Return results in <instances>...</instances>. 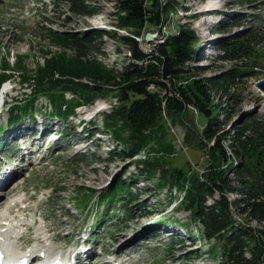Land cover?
<instances>
[{
  "label": "rangeland",
  "instance_id": "1",
  "mask_svg": "<svg viewBox=\"0 0 264 264\" xmlns=\"http://www.w3.org/2000/svg\"><path fill=\"white\" fill-rule=\"evenodd\" d=\"M170 1L177 5V9L164 15L162 25L143 30V38L139 40L141 48L153 50L170 35L191 28L198 37L196 49L199 51L189 66L191 71L195 72L193 66L200 68L201 78L237 74L229 85L228 94L214 90V104L219 106H216L213 117L224 122L226 130L253 119L264 123V95L256 88V83L264 79V0ZM91 4L98 10L95 17L76 15L67 0H0V73L6 60L13 70L12 82L1 86L2 90H9V94L7 106L0 114V177L5 171L25 167L16 183V194L11 196L13 186H10L2 198L5 199L6 195V199L30 201L28 209L15 214L28 216L30 222H37V227L56 228L62 223L67 224L63 233L53 232L52 236L61 242L72 239L74 243L84 224L90 227L94 220V242L100 240L98 251L105 245L113 251L128 236L163 235L148 240L142 237V243L131 248L136 253L122 257L126 264H231L221 252V245L204 237L203 224L180 205L184 191L171 186L175 182L170 177L174 170H195L201 174L208 164L207 154L199 148L201 133L209 121L205 115L188 108L183 114L164 117L160 126L151 132L146 147L132 158L128 154L131 146L126 142L129 133L125 127L119 121H114L110 128L104 125L103 116L112 112V106L119 104L114 93L109 92L94 105L76 110L75 116L67 119L60 117L57 104L53 105L47 96H43L37 101L34 116H23L16 125L10 126L9 108L20 102L21 107L28 104L34 97L36 85L33 81H24V75L17 67L19 57H23L26 70L32 76L39 65H44L45 58L65 51L53 44L50 30L85 36L104 30L98 26H111L106 30L111 34L94 41L101 53L96 59L116 71H123L134 63L130 48L121 40L132 30L119 28L117 1L94 0ZM211 7H219L220 12L207 20L201 12ZM149 33L154 39L146 43ZM242 39L253 52L250 56L221 58L228 53L227 47ZM66 52L75 55L72 49H66ZM84 82L89 81L84 79ZM66 96L73 99L70 94ZM101 106L100 113H91L95 107ZM55 111L59 117L53 115ZM82 119L92 120L82 125L87 128V135L89 132L99 133L98 138L93 136L87 140L91 144L97 139L95 145H89L85 140L77 142ZM43 127L48 131L58 130V144L38 141L43 136L39 132ZM21 132L30 134V138L35 136L37 142L28 140L22 144L23 140L18 139ZM26 148L40 150L27 162L23 161L28 152ZM144 161L157 162L155 174L151 171L149 176L139 171L144 168ZM229 176L233 178V173ZM119 180L134 187L132 191L139 199L137 202H129L126 195L115 189ZM238 198L236 194L229 196L231 202ZM212 203V199L207 201V205ZM178 205L180 207L173 211ZM232 212L240 223L249 222V217L235 207ZM164 219L166 223L169 220L177 222L181 227L177 234L161 223ZM251 227L261 229L262 225L251 222ZM186 232L192 239L186 237ZM183 239L194 248L182 247ZM103 261L94 258L90 264H102Z\"/></svg>",
  "mask_w": 264,
  "mask_h": 264
},
{
  "label": "trees",
  "instance_id": "2",
  "mask_svg": "<svg viewBox=\"0 0 264 264\" xmlns=\"http://www.w3.org/2000/svg\"><path fill=\"white\" fill-rule=\"evenodd\" d=\"M93 1L67 0L73 13L86 17L98 13L91 4ZM116 1L119 28L132 30L121 40L130 48L134 63L123 71H116L96 59L101 53L94 41L111 32L97 30L80 36L50 30L53 44L65 51L45 58L44 65H39L32 76L26 70L23 57H19L17 67L24 81H33L36 85L34 97L28 104L21 107L20 102L11 108L10 126L16 125L23 116H34L37 101L43 96L59 106L61 116L56 111L53 115L67 119L78 107L92 106L107 93H114L119 104L103 116L104 125L110 128L114 121H119L125 127L129 133L126 142L131 146L128 153L131 158L146 147L151 132L160 126L164 117L183 114L188 108L195 109L209 118L199 141V148L207 154L208 164L201 174L195 170H174L170 177L175 182L171 186L184 191L180 204L203 224L204 237L221 245L220 250L228 262L264 264V123L253 119L226 130L223 128L226 124L217 116L213 117L219 106L214 104V90L228 94L229 85L237 74L201 78V69L197 66H193V73L189 66L199 54L198 37L189 27L170 35L153 50L141 48L139 40L143 38V30L162 25L164 15L177 9L172 1ZM66 49H72L75 55H68ZM226 50L228 53L222 59L253 53L244 39ZM2 71L0 88L12 77L8 60ZM67 94L73 99H68ZM143 166L139 171L149 176L151 171L155 174L158 170L157 162L144 161ZM133 188L123 180L115 183V189L126 195L131 203L139 200ZM232 194L239 197L235 202L229 200ZM105 198L107 196H103ZM209 199L213 203L207 205ZM234 207L249 217L248 223L235 219ZM251 222L260 223L262 228L253 229Z\"/></svg>",
  "mask_w": 264,
  "mask_h": 264
},
{
  "label": "bare ground",
  "instance_id": "3",
  "mask_svg": "<svg viewBox=\"0 0 264 264\" xmlns=\"http://www.w3.org/2000/svg\"><path fill=\"white\" fill-rule=\"evenodd\" d=\"M207 9L208 8H206L205 10H203L201 12L202 17H205L207 20H209L207 17H211L212 14H218L220 12L219 7L218 8L217 7H211L208 10ZM98 27L102 28L103 26H98ZM6 106H7V101L4 100V102L1 105V110L4 111ZM102 109H103V107H102ZM99 110H101L100 107H95L94 111H91V113L92 114L94 113V115H95V113L99 112ZM28 130L29 129H26L25 131H28ZM46 130L47 129H45L44 127L39 130V132L41 133V136L43 135L45 137L44 138L42 136L41 138H39V140L35 136H32V135H31L32 138H30V136H29L30 134H27V133L24 134L22 132L20 134H18V136L20 135V137L18 139L23 140V141H21L22 144H26V142L28 140H31L33 143H36L37 140L38 141L44 140V144L46 142H48V144H50L49 138H51L52 140H54V145L58 144L60 141V139H58V137H57L58 135L55 134L54 136H48ZM53 132H55V131H53ZM89 139H91V138H89ZM96 141H97V139H95V141H93L91 144H89V141L86 140V142H88L89 145H95L94 142H96ZM26 150H28V152H26V154L23 156V161L26 160L28 162L31 160V158L35 154L38 153V151L40 149L33 150V149L26 148ZM24 170H25V168L22 165L20 167L14 168L12 170L5 171V173H3V175L0 177V197H1V199H0V229H5L6 231H13L14 229H17L18 233L20 234V233L24 232L25 228H28L29 232L27 234V237L25 236V238H26L25 242H23V244L20 247L24 248V244H27V245L31 244V245H29V252L30 253H35V250L38 249L39 253L45 252V253H50L53 256L58 255V256H60V259H63L65 264H90L91 263L90 261L94 258L104 259L102 264H126L125 259H123L122 257H129V256L136 253V250H131V248L136 246L140 242L142 243L143 234L136 235V236H128L127 239L124 242H122L121 245L119 244L117 246V248L113 251L109 250L107 245H105L103 250L98 251L97 244L100 240L94 242L93 236H94L95 232H93V226H94V220H93L90 227H88V225L86 223L84 224L82 231L80 233L79 239H78V244H79L80 240L81 241L83 240V244L82 245L79 244V246H82V248L84 249L83 256H81L80 258L76 257L74 259L69 257L70 255H68V254H66V252L64 253L62 251V249L65 248V242H61V239L59 241L58 237L52 236L54 234L53 232H55V231H59L60 234L63 233V230L66 229L67 224L62 223L60 225H57L56 228H51V227H48L47 225H45L46 227L45 226L37 227L38 226L37 222H35V221L30 222L28 216H24L21 214H15L16 211L21 212V211H24V209H28L29 208L28 205L30 204V201H27V199H23V200L22 199L15 200V199H11V198L9 199L8 197H7L8 199H6V195L4 196L5 199L2 198L3 192L6 189H8L10 186H13L12 187L13 189L10 192V193H12L11 196L12 195L14 196V194H16L15 192H17V190H18V185L16 183L18 182V180H20L19 178H21L20 176L22 175ZM97 181H99V180H97ZM161 223L167 224L168 225L167 227L170 230H173V231L175 230L174 231L175 233H176V231H178V229L180 230V228H181L180 226H178L176 224L177 222H173L171 220L167 221V223H166V219H164ZM185 235L189 240L192 239L191 236H189L190 233L188 234L186 232ZM157 237L161 238V237H163V235L160 233L156 234L155 236L148 234L147 236H145L143 238L148 240V239L157 238ZM184 238H185V236H184ZM34 241L37 242L36 245H34V244L32 245V243H34ZM48 242H50V243H48ZM136 247H138V246H136ZM136 247H134V248H136ZM182 247H184L185 249L194 248L193 245H191L190 243H187L186 241H184V239L182 240ZM66 255H68V256H66ZM129 264H134V263L129 262Z\"/></svg>",
  "mask_w": 264,
  "mask_h": 264
},
{
  "label": "water",
  "instance_id": "4",
  "mask_svg": "<svg viewBox=\"0 0 264 264\" xmlns=\"http://www.w3.org/2000/svg\"><path fill=\"white\" fill-rule=\"evenodd\" d=\"M154 36L152 34H147L145 38L146 43L152 42ZM256 88L264 95V79L256 83Z\"/></svg>",
  "mask_w": 264,
  "mask_h": 264
},
{
  "label": "built area",
  "instance_id": "5",
  "mask_svg": "<svg viewBox=\"0 0 264 264\" xmlns=\"http://www.w3.org/2000/svg\"><path fill=\"white\" fill-rule=\"evenodd\" d=\"M153 88V87H152Z\"/></svg>",
  "mask_w": 264,
  "mask_h": 264
}]
</instances>
